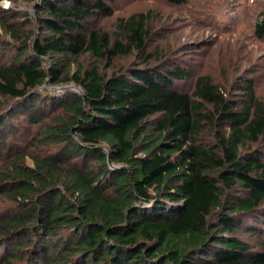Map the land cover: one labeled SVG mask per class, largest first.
Masks as SVG:
<instances>
[{"label": "trees", "instance_id": "trees-1", "mask_svg": "<svg viewBox=\"0 0 264 264\" xmlns=\"http://www.w3.org/2000/svg\"><path fill=\"white\" fill-rule=\"evenodd\" d=\"M3 1L0 264H264L254 79L185 88L191 67L149 51L151 11L118 18L114 38L115 0H25L33 16ZM86 54L135 59L109 72ZM70 82L84 95L54 89Z\"/></svg>", "mask_w": 264, "mask_h": 264}, {"label": "rangeland", "instance_id": "rangeland-1", "mask_svg": "<svg viewBox=\"0 0 264 264\" xmlns=\"http://www.w3.org/2000/svg\"><path fill=\"white\" fill-rule=\"evenodd\" d=\"M5 3L3 1L2 5L6 8ZM112 5L114 14L105 18L102 25L114 38L118 18L152 12L154 35L149 42V51L191 67L194 77L185 88L194 89L197 76L209 75L230 91L237 79L246 75L254 79L256 92L264 101V39L255 35V25L264 11V0H187L182 5L165 0H115ZM7 8H16L32 16L35 11V5L25 0L11 2ZM0 34L9 39L1 26ZM81 59L85 64L97 62L104 71L112 72L128 66L135 54L116 59L110 67L89 54ZM65 85L82 90L74 82ZM27 162L33 164L31 159ZM261 240L256 237L250 241L260 243L256 246L260 248Z\"/></svg>", "mask_w": 264, "mask_h": 264}, {"label": "water", "instance_id": "water-1", "mask_svg": "<svg viewBox=\"0 0 264 264\" xmlns=\"http://www.w3.org/2000/svg\"><path fill=\"white\" fill-rule=\"evenodd\" d=\"M35 8H36V6H35ZM66 89H72V90L84 95L82 90L80 91L79 88H77L75 86H71V85H65V86H60V87L55 88L56 91H64Z\"/></svg>", "mask_w": 264, "mask_h": 264}, {"label": "built area", "instance_id": "built-area-1", "mask_svg": "<svg viewBox=\"0 0 264 264\" xmlns=\"http://www.w3.org/2000/svg\"><path fill=\"white\" fill-rule=\"evenodd\" d=\"M5 2H6V3H5L6 8L9 7L10 4H11V1H9V0H5Z\"/></svg>", "mask_w": 264, "mask_h": 264}]
</instances>
